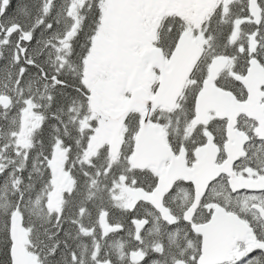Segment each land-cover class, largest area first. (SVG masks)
Listing matches in <instances>:
<instances>
[{
    "label": "snow or ice",
    "instance_id": "snow-or-ice-1",
    "mask_svg": "<svg viewBox=\"0 0 264 264\" xmlns=\"http://www.w3.org/2000/svg\"><path fill=\"white\" fill-rule=\"evenodd\" d=\"M0 264H264V0H0Z\"/></svg>",
    "mask_w": 264,
    "mask_h": 264
}]
</instances>
